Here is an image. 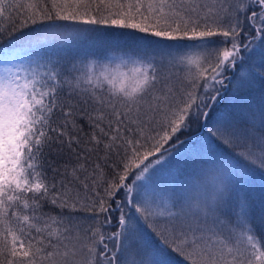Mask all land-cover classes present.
<instances>
[{
	"label": "snow or ice",
	"instance_id": "6c2138e0",
	"mask_svg": "<svg viewBox=\"0 0 264 264\" xmlns=\"http://www.w3.org/2000/svg\"><path fill=\"white\" fill-rule=\"evenodd\" d=\"M0 21L27 54L0 67V264H72L89 218L86 264H264L247 200L233 208L264 169V100L258 121L243 102L216 111L264 83V0H0ZM68 36L111 40L115 58L47 55ZM201 120L208 147L159 191L166 146Z\"/></svg>",
	"mask_w": 264,
	"mask_h": 264
},
{
	"label": "trees",
	"instance_id": "16d2710c",
	"mask_svg": "<svg viewBox=\"0 0 264 264\" xmlns=\"http://www.w3.org/2000/svg\"><path fill=\"white\" fill-rule=\"evenodd\" d=\"M0 23L6 24L7 22L0 21ZM8 39V32L5 31L3 36H0V67L4 65L5 61L9 63H18L27 55L24 51H13L6 48L5 45H7ZM258 43L259 41H257V45H259ZM66 44V50L60 52L59 56L52 52L47 53V55L53 60L61 57L64 59H72L82 55V53L79 51L80 49L90 47L93 51L100 55L89 57V59L99 58L102 60V62H107V59L111 54L113 55V50L116 47V45H114L111 40H106L103 38L96 40L92 44H89L88 40H83L77 44L75 43V37L73 36H68ZM174 71L180 75H183L184 73V70L182 69H175ZM174 83L176 87L181 86V82L178 78L174 79ZM229 93H226L222 102L216 105L217 113L234 112L237 105H240L243 102L245 107L249 105L251 106L252 111L257 113V121L259 120L258 105L262 100H264V83L257 81L252 89L241 93L239 97H233L231 101H227ZM80 123L84 125L85 133L90 132V129L84 121H80ZM202 125V120L200 122H193L188 130H185L179 134L178 139H174L169 145L166 146L169 148L168 152L176 151L178 154L175 161H172L171 163L175 168L178 166L177 169L183 168V173L181 174L180 172L179 178H183L184 175L190 170L196 154L208 147V141L206 137L209 129H211V125L208 126V129L204 128ZM212 130L214 131V129ZM84 138L87 139V137ZM211 147L215 148L217 147V144L213 143ZM100 155L103 156V152H101ZM49 159H54V157H49ZM92 159L93 161H96V156L93 155ZM108 163L111 164L112 160H109ZM105 171H107V169H105ZM241 199H246L249 204L250 218L256 233L264 235V169L249 165L243 182L237 184L233 189V208L239 205V201ZM47 210L48 209L46 208L45 211ZM230 214L234 217V212H231ZM88 215L91 217V214ZM113 215H118V213L114 212ZM100 219L103 218L101 217ZM97 226L98 225L96 221L92 218H89L81 225L79 237L77 238L76 233H73V238L66 241L70 248L74 247L76 249V253L72 257V264H76L77 261H80L81 264H86L88 259L86 246L92 244L93 240L95 239L91 236L90 229ZM85 229H89V231H85ZM101 230L105 234H108L114 229L102 228ZM63 250L65 249L61 247V251ZM168 258V260H163V264H186L184 258L179 256V254L172 253L168 255ZM56 260L59 264L60 257H56Z\"/></svg>",
	"mask_w": 264,
	"mask_h": 264
},
{
	"label": "rangeland",
	"instance_id": "374dc122",
	"mask_svg": "<svg viewBox=\"0 0 264 264\" xmlns=\"http://www.w3.org/2000/svg\"><path fill=\"white\" fill-rule=\"evenodd\" d=\"M256 51L258 54L260 51L259 47H257ZM109 58L114 59L115 57L111 54ZM257 62H259L258 59H257ZM232 98L233 96L231 95V92H230L228 94L227 101L229 100L231 101ZM177 155L178 154L176 151L168 152L166 154V160L162 162V165L160 166L159 171L156 174L155 183L158 185V190L161 192H163L165 188H171L174 184V181L182 179V178H179V174L180 172L181 174L183 173V168L177 169L178 166H176L175 168L172 166V163H171L172 161H175V159L177 158ZM168 259H169L168 256L164 258V260H168Z\"/></svg>",
	"mask_w": 264,
	"mask_h": 264
}]
</instances>
